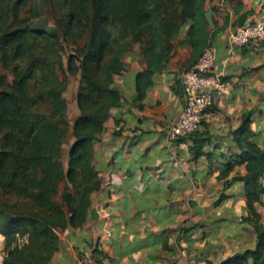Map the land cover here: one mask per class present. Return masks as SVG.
<instances>
[{
  "label": "trees",
  "instance_id": "16d2710c",
  "mask_svg": "<svg viewBox=\"0 0 264 264\" xmlns=\"http://www.w3.org/2000/svg\"><path fill=\"white\" fill-rule=\"evenodd\" d=\"M54 1L65 20L64 32L84 36L83 44L68 55L66 67L55 46L58 33L19 15L26 0H0V191L26 198L34 209L13 214L0 208L2 264H47L57 250L56 231L85 222L90 194L100 186L91 163L93 144L110 110L125 100L114 81L125 69V54L140 44L145 68L134 78L135 100L140 103L177 46L191 47L195 57L191 66L214 35L208 30L212 19L205 8L207 0ZM30 11L37 13L35 6ZM247 14L239 17L238 25L245 24ZM225 25L226 20L219 30ZM2 69L10 70L11 82ZM66 71L80 72V115L72 124L74 140L64 163L63 145L70 127L63 97ZM46 100L48 113L34 111ZM249 122L247 112L234 136L240 152L218 177L244 164L241 179L249 212L243 220L252 224L256 244L220 263L205 264H246L249 258L251 264H264V224L255 206L264 193V149L256 143ZM185 136L192 138L194 153L202 154L205 138L196 131Z\"/></svg>",
  "mask_w": 264,
  "mask_h": 264
},
{
  "label": "crops",
  "instance_id": "0c3cea01",
  "mask_svg": "<svg viewBox=\"0 0 264 264\" xmlns=\"http://www.w3.org/2000/svg\"><path fill=\"white\" fill-rule=\"evenodd\" d=\"M205 8L214 34L213 71L226 87L196 130L205 138L202 154L194 153L191 137L169 134L184 106L180 74L195 59L191 47L175 48L138 103L134 78L145 63L136 44L114 77L125 100L110 110L93 144L100 186L90 194L82 226L56 231L57 250L47 264H77L82 257L88 264L220 263L255 247L253 226L243 220L249 212L244 164L224 178L218 174L240 152L234 136L247 112L264 149V36L244 46L229 41L241 15L248 13L245 23H264V0H207ZM255 206L264 224V193Z\"/></svg>",
  "mask_w": 264,
  "mask_h": 264
},
{
  "label": "built area",
  "instance_id": "2783aa9c",
  "mask_svg": "<svg viewBox=\"0 0 264 264\" xmlns=\"http://www.w3.org/2000/svg\"><path fill=\"white\" fill-rule=\"evenodd\" d=\"M264 36V23L249 21L235 28L229 37L232 45L244 46ZM216 50L207 46L199 58L180 74L184 92V106L176 122L169 129L173 137H182L198 129L207 116V109L215 97H222L226 83L219 73H215ZM24 239L21 238L19 241ZM77 264H88L85 257Z\"/></svg>",
  "mask_w": 264,
  "mask_h": 264
},
{
  "label": "rangeland",
  "instance_id": "374dc122",
  "mask_svg": "<svg viewBox=\"0 0 264 264\" xmlns=\"http://www.w3.org/2000/svg\"><path fill=\"white\" fill-rule=\"evenodd\" d=\"M12 1L15 2L17 0ZM32 6L36 7L37 13H33L30 11ZM18 11L19 15L21 17L27 18L32 25L36 27H45L46 29L58 33L59 43L55 46L59 52L61 63L64 65V67H66L68 55L76 51L77 48L83 44L84 36L81 38H77L75 35L67 34L64 32L65 20L62 16L61 9L56 4V2L54 0H26V4L23 7H20ZM2 72L6 75L8 81L11 82L13 77L10 70L2 69ZM66 72L67 79L65 83L63 97L66 104V117L70 127L68 130L67 139L63 145L62 160L64 163L67 162L68 150L74 140L72 136L71 127L74 120L80 115V110L77 106V91L80 84V72H77L75 74H71L68 71ZM59 75L62 76V73L59 72ZM49 108L50 103L46 100L41 105L34 108V111L39 113H48ZM63 186L64 182H61L59 189L60 192ZM56 199L60 200L59 194L56 196ZM0 208L13 214H23L34 210L33 206L26 198L12 194H3L1 191ZM0 235L2 234L0 233ZM3 242L0 243V264H2L4 256Z\"/></svg>",
  "mask_w": 264,
  "mask_h": 264
},
{
  "label": "water",
  "instance_id": "95a60500",
  "mask_svg": "<svg viewBox=\"0 0 264 264\" xmlns=\"http://www.w3.org/2000/svg\"><path fill=\"white\" fill-rule=\"evenodd\" d=\"M95 214H96V217H97V212H96V210H95V209H92V210H91V215H92V216H95Z\"/></svg>",
  "mask_w": 264,
  "mask_h": 264
}]
</instances>
